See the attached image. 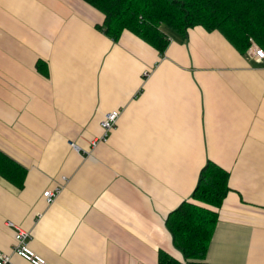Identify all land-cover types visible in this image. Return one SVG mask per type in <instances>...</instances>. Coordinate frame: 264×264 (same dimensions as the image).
Segmentation results:
<instances>
[{
	"label": "crops",
	"instance_id": "0c3cea01",
	"mask_svg": "<svg viewBox=\"0 0 264 264\" xmlns=\"http://www.w3.org/2000/svg\"><path fill=\"white\" fill-rule=\"evenodd\" d=\"M102 20L85 0H0V152L24 170L0 174V249L32 264L12 252L10 221L48 264H157L167 215L198 202L210 160L230 190L207 263L264 264V60L202 26L160 54Z\"/></svg>",
	"mask_w": 264,
	"mask_h": 264
},
{
	"label": "trees",
	"instance_id": "16d2710c",
	"mask_svg": "<svg viewBox=\"0 0 264 264\" xmlns=\"http://www.w3.org/2000/svg\"><path fill=\"white\" fill-rule=\"evenodd\" d=\"M85 1L103 14L97 27L112 40L127 30L160 54L174 37L184 38L194 26L220 32L241 54L248 53L252 42L264 49V0ZM42 66L38 61L37 67ZM23 171L0 152L2 176L21 182ZM228 176L226 169L210 160L201 168L191 194L198 202L183 200L167 215L172 246L158 251L157 264H208L206 254L218 220L217 208L230 190Z\"/></svg>",
	"mask_w": 264,
	"mask_h": 264
},
{
	"label": "built area",
	"instance_id": "2783aa9c",
	"mask_svg": "<svg viewBox=\"0 0 264 264\" xmlns=\"http://www.w3.org/2000/svg\"><path fill=\"white\" fill-rule=\"evenodd\" d=\"M255 57L264 60V49H262L255 42H252L248 50ZM119 116V110L112 109L105 113L104 117L100 121L102 127V135L92 141V144H96L100 140H106L110 131L113 129L114 125ZM65 180V177H63ZM62 185L56 186L54 189H47L43 192L45 200L47 203H52L58 192L60 191ZM8 225L12 226L14 230V245L12 247V252L23 257L24 259L30 261L32 264H48V262L39 254L35 253L28 246V241L30 239V231L24 230L14 223L8 221ZM0 264H14L11 260V255L5 253L0 249Z\"/></svg>",
	"mask_w": 264,
	"mask_h": 264
}]
</instances>
